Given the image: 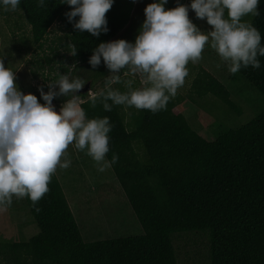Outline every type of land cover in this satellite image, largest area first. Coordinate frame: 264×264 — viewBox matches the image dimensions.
I'll use <instances>...</instances> for the list:
<instances>
[{
  "label": "trees",
  "instance_id": "1",
  "mask_svg": "<svg viewBox=\"0 0 264 264\" xmlns=\"http://www.w3.org/2000/svg\"><path fill=\"white\" fill-rule=\"evenodd\" d=\"M151 2L139 0L134 9V0H114L106 13L109 31L98 38L73 29L64 15L70 6L61 0H49L46 7H38L36 0H21L16 11L30 28L32 44L54 20L61 24L66 42L74 43L77 53L71 69L62 61L58 69L80 76L92 89L97 82L108 81L109 70L103 62L91 69V51L101 41H134L145 18L143 9ZM173 3L168 0L165 7L172 8ZM258 10L259 17L244 19L259 29L264 44V0ZM9 13L0 11L5 20ZM53 53L46 58L48 65ZM258 58L260 68H241L232 78L244 77L264 96V57ZM194 68L190 93L199 98L210 93L242 114L221 81L202 65ZM125 73L128 70L122 69L120 75ZM32 76L37 73L32 71ZM33 94L40 99L39 92ZM79 97L89 118L107 116L113 125L106 159L118 156L110 166L143 234L85 242L54 174L49 191L35 205L24 197L38 233L26 241L0 240V264H179L173 236L185 231L207 233L210 264H264V110L246 124L223 129L210 141L176 111L182 98L178 94L165 110L153 114L134 109L129 115L118 105L111 111L99 101L92 106L87 92ZM66 99L61 96L53 103ZM139 144L145 156L138 152Z\"/></svg>",
  "mask_w": 264,
  "mask_h": 264
},
{
  "label": "clouds",
  "instance_id": "2",
  "mask_svg": "<svg viewBox=\"0 0 264 264\" xmlns=\"http://www.w3.org/2000/svg\"><path fill=\"white\" fill-rule=\"evenodd\" d=\"M48 2L36 0L38 7H46ZM20 3L21 0H0V11H16ZM113 3L114 0H61L60 4L70 6L64 15L74 30L98 38L109 31L106 13ZM167 3L168 0H153L145 6V18L134 41L116 39L96 44L88 64L96 69L103 62L110 78L104 89L89 97L92 106L99 101L105 111H111L113 105L153 114L165 110L189 75L187 65L201 59L206 45L231 74L249 66L261 67V33L244 19L260 16L261 0H190L188 4L177 2L172 8H166ZM190 9L210 26L209 30H201L193 23ZM66 44L68 53L75 56L76 45L71 41ZM5 57L0 55V209L10 207L14 197H27L33 205L42 199L57 168L71 165L69 145L86 152L100 172L117 162L115 154L110 161L106 159L113 127L109 117L89 118L78 103L87 81L70 72L57 71L56 79L37 85L38 99L20 89L16 71L6 66ZM122 69H127L130 77L139 75L142 86L133 87V78L122 80ZM113 83H122L127 90L112 88ZM61 96L67 99L57 110L53 100Z\"/></svg>",
  "mask_w": 264,
  "mask_h": 264
},
{
  "label": "rangeland",
  "instance_id": "3",
  "mask_svg": "<svg viewBox=\"0 0 264 264\" xmlns=\"http://www.w3.org/2000/svg\"><path fill=\"white\" fill-rule=\"evenodd\" d=\"M134 2L135 9L139 0H134ZM177 2L188 4L190 0H174V7L177 6ZM189 17L201 30H209L210 26L205 21L197 19L191 9L189 10ZM52 29L54 33H57L58 24H55ZM64 37L66 38V35ZM46 44L48 42H45V46ZM34 45L31 42L30 28L20 11H10L6 20L0 14V55L6 56V66L16 71V82L24 93H26L25 89L27 88L30 92H38L37 85L46 84L57 73L56 69H52L57 65L53 63L48 65L45 56H43L48 54L49 50L45 46L43 49H39L38 45ZM198 65H202L223 83L229 90L232 101L241 108V115H237L210 93L201 98L190 93L193 70H196L194 67ZM72 66L69 64L68 68ZM187 67L189 75L186 77L184 85L177 91V94L182 98L176 107V111L182 113L191 129L205 139L215 140L218 133L223 129L237 128L246 124L264 110V96L244 77L232 78V75L236 73H229L226 66L220 62L215 51L207 45L201 59L196 63L189 62ZM32 71L37 73L36 77L32 76ZM128 78L135 80L133 87L142 86L139 75L135 77H130L128 73L121 75L122 80ZM107 84L108 81L105 83L97 82L92 89L90 87L89 92H87L88 95L91 96L92 93L104 89ZM110 86L120 89V91L127 90L122 83H113ZM82 101V98L78 97V103L80 104ZM60 106V104L56 105L57 110ZM134 109L123 107L122 110L129 115ZM139 145L141 150L138 152L145 156L143 145ZM67 153L71 165L67 169L57 168L55 174L63 192L72 199L74 217L84 241L92 242L143 234L142 226L111 166L105 168L103 172L98 171L92 158L86 152L76 150L73 145H69ZM38 230L24 198L17 199L14 197L10 207L0 209L1 241H26L38 233ZM173 244L179 264H210L207 233L199 231L178 232L173 236Z\"/></svg>",
  "mask_w": 264,
  "mask_h": 264
},
{
  "label": "crops",
  "instance_id": "4",
  "mask_svg": "<svg viewBox=\"0 0 264 264\" xmlns=\"http://www.w3.org/2000/svg\"><path fill=\"white\" fill-rule=\"evenodd\" d=\"M55 24H58L57 33H54L53 29H52L53 26H55ZM64 35H66V31L63 29V27L61 26V24L58 21L54 20L51 23V25L47 28V30L45 31V34L42 36V38L38 42L35 43L36 46L37 45L39 46V43L42 42L43 43L42 46L40 45V47H38V48L39 49H43V47L45 46V42H48V44H46L45 48H47L49 50V53L48 54H44L43 56H45L44 57L45 59L47 57H52V52L54 51L53 56L54 55L55 56H54V60H51V64L53 63L54 65H57V67H52V69H56L57 71H60L58 69V67L61 64L60 63L61 61L63 63H65L67 67H68L69 64L72 65V63L74 62L73 58H72V55H70L68 53L70 50L69 51L66 50L65 43H66L67 37L65 38ZM71 68H69V69H71ZM54 75H56V74H54ZM47 78H49V77L47 76ZM25 91H26V93L30 92L28 88L25 89ZM31 93H35V92H31ZM55 105H59V104H55ZM71 150L73 151L72 147H71ZM64 194H65L66 199L68 201L69 207H70V209H71V211H72V213L74 215V210L72 208L73 206H72V202H71L72 199H70L69 196L66 195V193H64ZM73 195H72V197H73Z\"/></svg>",
  "mask_w": 264,
  "mask_h": 264
},
{
  "label": "water",
  "instance_id": "5",
  "mask_svg": "<svg viewBox=\"0 0 264 264\" xmlns=\"http://www.w3.org/2000/svg\"><path fill=\"white\" fill-rule=\"evenodd\" d=\"M89 90H90V83L87 82V83L84 85V87L80 90V93H79V94H81V93H85V92H89Z\"/></svg>",
  "mask_w": 264,
  "mask_h": 264
}]
</instances>
